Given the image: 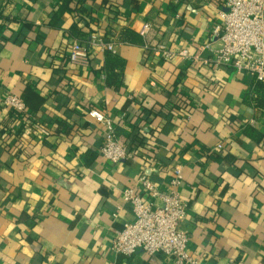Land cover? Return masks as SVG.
I'll return each instance as SVG.
<instances>
[{
	"label": "crops",
	"instance_id": "0c3cea01",
	"mask_svg": "<svg viewBox=\"0 0 264 264\" xmlns=\"http://www.w3.org/2000/svg\"><path fill=\"white\" fill-rule=\"evenodd\" d=\"M66 1L0 0V144L11 146L0 145V264H174L111 247L135 220L123 192L151 200L143 176L168 192L176 165L190 254L203 264H264V140L245 135L249 127L264 136V110L249 96L254 78L116 42L123 28L150 24V45L195 55L215 43L229 0H87L86 13L70 0L61 13ZM93 36L118 45L110 55L122 69L106 70L97 47L88 67L69 62L73 41ZM10 94L25 115L4 107ZM91 110L114 121L128 160L102 157L104 129ZM141 143L148 149L134 150Z\"/></svg>",
	"mask_w": 264,
	"mask_h": 264
},
{
	"label": "built area",
	"instance_id": "2783aa9c",
	"mask_svg": "<svg viewBox=\"0 0 264 264\" xmlns=\"http://www.w3.org/2000/svg\"><path fill=\"white\" fill-rule=\"evenodd\" d=\"M220 18V23L213 30L215 43H208L195 55L188 50L175 52L163 44L147 43L150 24H146L139 34L144 40V49L162 60L171 62L180 58L202 63L211 69L226 67L238 75H250L257 82L264 83V0H229ZM91 47L111 55L118 53V45L93 36L87 43L73 41L69 62L88 67ZM205 52L211 56L204 57ZM3 105L17 115L26 114L24 101L15 94L8 95ZM88 115L104 129L100 149L102 157L112 164L128 160L131 154L118 138L114 121L97 110H91ZM182 172L181 165L174 166L166 193H162L147 177H141L139 186L151 198L147 202L135 188L123 192V200L132 208L135 220L117 232L111 247L113 253L132 257L142 251L149 257L163 254L173 259L174 264H203L190 254L189 238L180 229L187 217V206L180 194Z\"/></svg>",
	"mask_w": 264,
	"mask_h": 264
},
{
	"label": "trees",
	"instance_id": "16d2710c",
	"mask_svg": "<svg viewBox=\"0 0 264 264\" xmlns=\"http://www.w3.org/2000/svg\"><path fill=\"white\" fill-rule=\"evenodd\" d=\"M86 1L87 0H81V2L78 3L79 4V6L77 8L78 11H80L82 13H86L85 12L86 10L82 6L83 3L86 2ZM70 4H71L70 0L66 1L60 7L61 13H63V12H71L72 10H71V7H70L71 5ZM76 30H77V26H74L72 28V33H75ZM80 35H83V34L80 33ZM146 41H147V43H149L147 38H146ZM116 42L118 43V45H140V46H144V40L140 36V34L136 33L135 31H132L130 29H127V28H123L120 31V33L117 36ZM106 64H107V69L106 70H108L111 73H113V71L111 70L112 68L115 67L116 69L117 68L122 69L123 66H124L123 62L121 60H119V58L111 57L110 53H106ZM113 77H114L113 74L109 75L108 79H111V84L113 86L119 87L120 86V82L112 80ZM249 96H250V99L255 103V106L257 108H261V109L264 110V83L257 82L256 79H254L252 84H251V87H250ZM176 104L177 105H182L181 103H177V102H176ZM181 108L187 109L186 106L181 107ZM11 112H13V111H11ZM17 117H19V115ZM32 120L33 119L30 120L29 118H27V121L26 120L22 121L24 124L29 126L28 129L31 132H32ZM245 135L250 137V138H252L253 140H256L257 142H263V140H264V136L261 133L255 131V130L249 128V127L246 129ZM141 144H142V145H140L141 147H138V148H136L134 150H138L139 152H142V150L147 147V144L146 143H141ZM0 145L2 146V148L4 150H6V152H9L11 150V146L9 145V143L7 144L5 141H3ZM129 147L130 146L128 145V151L131 150ZM141 148H143V149H141ZM146 149H148V148H146Z\"/></svg>",
	"mask_w": 264,
	"mask_h": 264
}]
</instances>
